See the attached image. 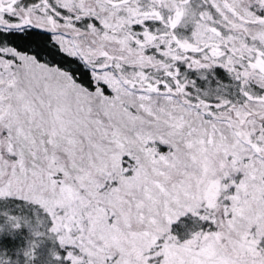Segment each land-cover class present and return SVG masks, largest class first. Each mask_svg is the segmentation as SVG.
Listing matches in <instances>:
<instances>
[{"label":"snow or ice","instance_id":"obj_1","mask_svg":"<svg viewBox=\"0 0 264 264\" xmlns=\"http://www.w3.org/2000/svg\"><path fill=\"white\" fill-rule=\"evenodd\" d=\"M0 264H264V0H0Z\"/></svg>","mask_w":264,"mask_h":264}]
</instances>
